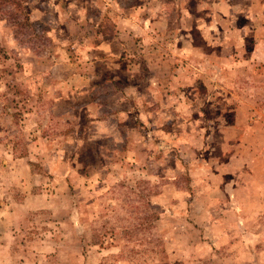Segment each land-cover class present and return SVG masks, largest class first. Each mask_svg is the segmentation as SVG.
<instances>
[{
  "label": "rangeland",
  "instance_id": "1",
  "mask_svg": "<svg viewBox=\"0 0 264 264\" xmlns=\"http://www.w3.org/2000/svg\"><path fill=\"white\" fill-rule=\"evenodd\" d=\"M28 2L0 264H264V0Z\"/></svg>",
  "mask_w": 264,
  "mask_h": 264
},
{
  "label": "trees",
  "instance_id": "2",
  "mask_svg": "<svg viewBox=\"0 0 264 264\" xmlns=\"http://www.w3.org/2000/svg\"><path fill=\"white\" fill-rule=\"evenodd\" d=\"M28 3V0H0V18L4 17L12 27H29L28 14L25 12Z\"/></svg>",
  "mask_w": 264,
  "mask_h": 264
},
{
  "label": "crops",
  "instance_id": "3",
  "mask_svg": "<svg viewBox=\"0 0 264 264\" xmlns=\"http://www.w3.org/2000/svg\"><path fill=\"white\" fill-rule=\"evenodd\" d=\"M107 46H110V45L107 44ZM104 47H105V45H100V46H98V47H97V51H98V50H101V49H104ZM113 48H114V47H113Z\"/></svg>",
  "mask_w": 264,
  "mask_h": 264
}]
</instances>
